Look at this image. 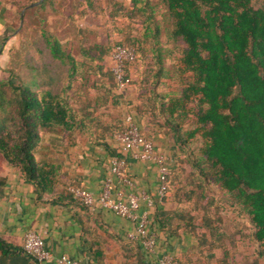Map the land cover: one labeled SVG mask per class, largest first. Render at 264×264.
Returning a JSON list of instances; mask_svg holds the SVG:
<instances>
[{
  "label": "trees",
  "instance_id": "trees-1",
  "mask_svg": "<svg viewBox=\"0 0 264 264\" xmlns=\"http://www.w3.org/2000/svg\"><path fill=\"white\" fill-rule=\"evenodd\" d=\"M105 1L107 7L120 8L116 0ZM86 2L91 4L90 13L100 12L96 0ZM158 2L169 19V40L183 45L176 63L163 72L164 61L147 54L152 48L154 53L161 50L152 6L149 0H127L129 20L136 17L140 31L137 37L132 36L130 26L121 32L135 58L123 64L125 83L119 93L115 92L111 63L108 67L102 60L106 55L110 60L112 48L122 41L110 48L91 45L86 34L89 29L79 25L75 35L80 62L44 29L35 32L25 48L19 45L15 49L19 56L23 54L20 63L8 56L3 68L6 76L0 78V173L5 168L16 171L38 195L52 191L58 183V168L44 158L37 161L35 154L46 157L42 152L52 146L61 144L65 150L81 138L105 145L106 135L126 129L124 116L131 106L153 124L151 128L158 127L171 145L166 188L161 201L152 207L153 223L163 238L178 230L188 231L203 239L199 246L209 253L225 250L226 240L237 245L233 236L249 238L259 259L264 256V8H252L251 0ZM44 3L24 10L21 17L19 9L17 20L22 27L27 12L42 8ZM13 50L11 46L8 54ZM148 58L154 71H140ZM163 75L175 82V91L158 92ZM135 76L141 88L132 102L128 91ZM36 82L38 88L32 90L29 85ZM41 132L48 135L47 146L42 145ZM53 136L63 142L54 143L50 140ZM198 140L194 155L190 145ZM183 150L193 157L189 176L200 179L193 185L191 178L177 180L174 168ZM3 183L0 177V199ZM212 186L223 192L228 202L215 199ZM69 188L74 187L66 185L65 196L90 212L72 198ZM164 202L173 206L163 209ZM226 202L236 205L235 219H226V211H222ZM125 245L135 250L137 262L142 264L139 245L133 241ZM90 252L93 261L102 264L100 247ZM183 258L175 257L180 264H187ZM28 260L35 262L0 237V264H25Z\"/></svg>",
  "mask_w": 264,
  "mask_h": 264
},
{
  "label": "crops",
  "instance_id": "crops-1",
  "mask_svg": "<svg viewBox=\"0 0 264 264\" xmlns=\"http://www.w3.org/2000/svg\"><path fill=\"white\" fill-rule=\"evenodd\" d=\"M37 1L0 0V69L7 62L8 50L16 37L14 27L19 9L20 15L22 9ZM44 2L42 8L47 13L44 22L49 28L56 24L64 27L66 23H72L74 20L79 23L86 21V16L80 18L78 15L91 12V4L86 0ZM105 2L96 0L95 6L102 7ZM127 111L124 118L130 116L139 131L144 132L152 141L155 150L169 157L171 145L163 132L158 127L146 129L142 123L149 121L137 115L131 106L127 107ZM47 140L44 139V142ZM50 140L54 143L63 142L59 136H53ZM104 141L105 145L93 144L88 139L81 138L79 141L77 139L76 145L67 146L65 150L61 144L52 146L50 155L53 164L58 168V183L48 193L38 195L32 186L19 179L16 171L3 169L0 173L4 182V194L0 199V237L6 243L21 249L24 233L34 231L43 239L45 248L53 258L65 255L71 259L89 260L91 264H96L90 251L100 247L103 253L102 264H140L137 262L135 250L130 245H125V233L132 227L129 221L97 207L89 208L90 212H87L65 196L66 185L84 188L94 197L100 193L102 181L108 175L109 157L116 151V145L112 143L110 135H106ZM48 153L43 151L42 155L48 156ZM126 173L134 182L135 192H144L154 198L157 181L153 165L126 157ZM172 206V203L164 202L161 207L170 209ZM143 209L144 204L140 203L139 211ZM152 215L151 209L148 222L150 229L157 235L156 251L154 255L148 256L140 249L142 264H155L156 256L161 253L170 254L174 258L184 255L183 261L187 264H262L260 258L257 259L253 254L249 238L242 240L233 236L237 245L226 240L225 250L217 248L209 253L199 246L203 239H197L188 231L178 230L175 234H166L163 238V232L155 227ZM204 233L196 234L201 236ZM53 258L44 263L28 260L25 264H55Z\"/></svg>",
  "mask_w": 264,
  "mask_h": 264
},
{
  "label": "built area",
  "instance_id": "built-area-1",
  "mask_svg": "<svg viewBox=\"0 0 264 264\" xmlns=\"http://www.w3.org/2000/svg\"><path fill=\"white\" fill-rule=\"evenodd\" d=\"M134 50L124 43L116 44L110 53L111 73L117 90L124 88L123 64L132 62ZM126 129L111 135V141L116 145V154L109 157L108 175L102 181L100 193L94 197L92 193L81 187L69 188L72 198L83 206L95 207L113 213L115 216L129 221L131 229L125 233L127 241L137 243L145 255L152 256L156 251L157 235L150 229L148 214L154 202H160L165 183L169 174V157L157 152L152 141L143 136L130 116L124 119ZM126 157L148 163L156 171V189L154 198L144 192H135L133 180L126 173ZM140 203L144 209L139 211ZM21 250L36 263L50 261L53 257L45 248L43 239L34 231L24 233ZM55 264H91L89 260L71 259L65 255L53 258ZM155 264H180L167 253L156 256Z\"/></svg>",
  "mask_w": 264,
  "mask_h": 264
},
{
  "label": "rangeland",
  "instance_id": "rangeland-1",
  "mask_svg": "<svg viewBox=\"0 0 264 264\" xmlns=\"http://www.w3.org/2000/svg\"><path fill=\"white\" fill-rule=\"evenodd\" d=\"M150 5L152 6V14L154 16V23L156 24L158 28V34H157V42L160 45V51H157V53H154L153 48L149 49L147 51V54H152L156 55L158 58H160L163 62L162 69L163 72L167 70L172 64L176 63V58L179 55V51L182 48V44L177 42V43H172L169 38H168V31H169V19L167 17V13L164 9V7L158 2V0H149ZM116 3L120 5V8H117L115 5H112L111 7H107L105 4L104 6H100L101 10L98 13H89L86 17V21H81L79 22H72V23H66L64 27L63 25H54L53 28H49L48 24L44 22V24H41V20L45 18L47 19V13L44 11L43 8H35L33 10H30L27 12V17L24 22V27H22L21 20H17L15 23V40L12 44L13 51L8 54V56L11 57L12 60L16 61V63H20V58L22 59V55L19 56L17 54L16 50L19 45L21 47L25 48L27 40L33 36V34L40 29H44L48 33H52L60 42L61 44L65 45L64 49L76 60V61H81L82 55L77 49V37L75 35V30L78 25L82 28H87L89 29V32L87 34L88 38V43L98 45L100 47H108L110 48L113 43L117 41H122L121 43H124L123 39L121 38V32L123 31L124 28L127 26L132 27L131 29V34L132 36H138V31H140V23L134 20H129V11L126 10L127 6V0H116ZM251 7L252 8H264V0H251ZM110 8V9H109ZM125 10V11H124ZM109 13H113L115 15L114 18L110 17ZM138 19V18H137ZM142 18L140 19V21ZM151 27V26H150ZM93 33V34H92ZM153 52V53H151ZM154 55V56H155ZM19 56V57H18ZM152 56L154 62L156 61V57ZM150 57V56H149ZM151 59H146L142 64H141V69L140 71H154L152 62L150 61ZM103 63L106 66H110V60H109V55H106L103 57ZM6 64V63H5ZM4 66L0 69V78H4L6 76V73L3 70ZM162 72V73H163ZM63 80V79H61ZM64 85V82H61ZM161 85L157 88L158 92L160 93H167L170 91H175V82L173 80H168L166 75L162 76L161 79ZM66 84V83H65ZM32 90H37V82L36 84H30L29 85ZM141 88L140 85V80L138 76L133 77V82L131 86L129 87L128 95L131 97V101L134 102L135 96H136V91L139 92V89ZM72 89V88H71ZM70 89V90H71ZM137 89V90H136ZM125 119V118H124ZM159 118L157 119V121ZM150 124H152L150 121L147 123V121L143 122L142 125L146 129L151 128ZM153 125V124H152ZM183 127H186L185 125ZM145 137L146 134L142 132ZM41 136L48 137V135H44V132H41ZM148 138V136H147ZM42 140V145L47 146L46 141ZM192 147V153L194 155H197V148L199 147V140L198 142H194L190 145ZM184 149H187L184 147ZM48 156L42 157L40 154H35V158L37 161L40 159H46L49 161H52V158L50 155L51 150H47ZM184 151V150H183ZM188 151L180 152L179 156L177 159L180 160V162L175 166V170L178 173L177 180L179 181H188V179L191 178L193 182L191 181L190 184L192 183H197L200 181V179H196L195 177L189 176V171L193 170L191 163L193 161V157H188ZM189 158V159H188ZM191 161V162H190ZM198 180V181H197ZM176 181V180H175ZM190 181V180H189ZM193 185V184H192ZM190 185H187V189L189 188ZM213 187V186H212ZM214 193H212L215 199H223L228 202L226 196L224 195L223 192H220L216 189V187H213ZM212 192V191H209ZM225 203L222 205V211H226V219H231V218H236V213L238 212L236 205L231 206L227 205L228 203ZM223 204V203H222ZM225 213V212H224ZM262 261V264H264V256H260V260Z\"/></svg>",
  "mask_w": 264,
  "mask_h": 264
},
{
  "label": "water",
  "instance_id": "water-1",
  "mask_svg": "<svg viewBox=\"0 0 264 264\" xmlns=\"http://www.w3.org/2000/svg\"><path fill=\"white\" fill-rule=\"evenodd\" d=\"M41 2H42V0H38L37 2L32 3V4L28 5L27 7H25L24 9H22L21 12H20V17L22 16L23 11H24L26 8H31V7H33V6H36V5L40 4Z\"/></svg>",
  "mask_w": 264,
  "mask_h": 264
}]
</instances>
